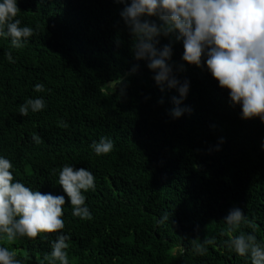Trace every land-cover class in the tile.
Returning <instances> with one entry per match:
<instances>
[{
    "label": "trees",
    "instance_id": "16d2710c",
    "mask_svg": "<svg viewBox=\"0 0 264 264\" xmlns=\"http://www.w3.org/2000/svg\"><path fill=\"white\" fill-rule=\"evenodd\" d=\"M0 264H264V0H0Z\"/></svg>",
    "mask_w": 264,
    "mask_h": 264
}]
</instances>
